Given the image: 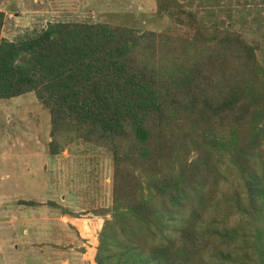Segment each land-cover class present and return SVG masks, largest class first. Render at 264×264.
<instances>
[{"label": "trees", "instance_id": "trees-1", "mask_svg": "<svg viewBox=\"0 0 264 264\" xmlns=\"http://www.w3.org/2000/svg\"><path fill=\"white\" fill-rule=\"evenodd\" d=\"M225 1L215 23L156 0L162 33L57 22L21 41L0 12V100L36 96L50 156L85 144L112 160L96 264H264V64Z\"/></svg>", "mask_w": 264, "mask_h": 264}, {"label": "rangeland", "instance_id": "rangeland-1", "mask_svg": "<svg viewBox=\"0 0 264 264\" xmlns=\"http://www.w3.org/2000/svg\"><path fill=\"white\" fill-rule=\"evenodd\" d=\"M193 3L201 16L215 9L210 23L227 19L226 6L215 0ZM226 3L233 8V28L260 44L264 64L262 0ZM156 11V0H0L2 37L10 41L35 37L57 22H110L162 33L170 21ZM50 131V114L34 94L0 100V264H96L100 232L112 219V160L85 144L52 157ZM259 151L264 155V144ZM223 162L230 165L228 154ZM76 229L88 233L86 247Z\"/></svg>", "mask_w": 264, "mask_h": 264}, {"label": "crops", "instance_id": "crops-1", "mask_svg": "<svg viewBox=\"0 0 264 264\" xmlns=\"http://www.w3.org/2000/svg\"><path fill=\"white\" fill-rule=\"evenodd\" d=\"M76 230L80 233V236H81V239H79L80 243L83 244L82 245L83 247H86L87 245H86V243L84 244V240L87 239L88 233H86L84 231V229H76ZM83 260H85V259H83ZM63 264H67V262H64Z\"/></svg>", "mask_w": 264, "mask_h": 264}]
</instances>
